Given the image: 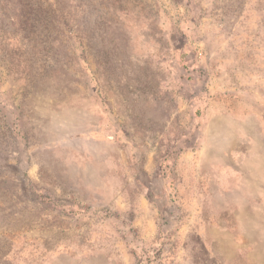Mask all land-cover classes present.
Listing matches in <instances>:
<instances>
[{"label":"rangeland","instance_id":"1","mask_svg":"<svg viewBox=\"0 0 264 264\" xmlns=\"http://www.w3.org/2000/svg\"><path fill=\"white\" fill-rule=\"evenodd\" d=\"M0 264H264V0H0Z\"/></svg>","mask_w":264,"mask_h":264}]
</instances>
